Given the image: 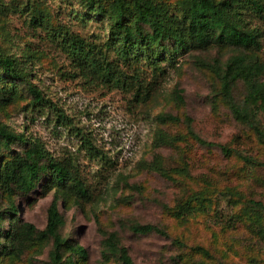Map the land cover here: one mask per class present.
<instances>
[{"label": "rangeland", "instance_id": "374dc122", "mask_svg": "<svg viewBox=\"0 0 264 264\" xmlns=\"http://www.w3.org/2000/svg\"><path fill=\"white\" fill-rule=\"evenodd\" d=\"M158 1L175 5L180 0ZM248 23L259 28L261 48L245 53L264 63V22L248 18ZM107 29L108 18L87 12L81 0L0 1L1 46L24 62L32 81L58 110L31 109L30 97L21 92L1 108L0 124L39 138L56 158L75 161L94 192L84 200L71 194L65 203L61 196L58 200L61 237L87 255L77 264H120L102 256L103 241L111 233L135 264H264V141L233 119L216 74L201 61L222 67L236 51L213 47L179 55L176 66L157 81L145 73L154 88L138 103L133 91L84 76L62 43L78 36L105 50ZM233 93L243 99L241 83ZM57 113L65 116L64 125ZM160 114L181 121L161 124L156 119ZM185 118L209 145L201 146L188 135ZM258 118L264 128V112ZM158 130L179 140L172 147H155ZM85 139L97 150L96 158L86 152ZM155 156L162 158L166 177L145 168ZM46 182L43 175L31 193L11 198L0 194L1 232L11 223L45 229L56 196ZM11 201L16 216L11 215ZM251 202L262 210L252 211ZM183 205L190 210L180 213ZM147 224L158 231L140 235L130 229ZM5 241L0 236V264H51V242L32 241L14 256L1 251Z\"/></svg>", "mask_w": 264, "mask_h": 264}, {"label": "trees", "instance_id": "16d2710c", "mask_svg": "<svg viewBox=\"0 0 264 264\" xmlns=\"http://www.w3.org/2000/svg\"><path fill=\"white\" fill-rule=\"evenodd\" d=\"M81 5L92 15L108 18L105 50L98 51L84 39L71 36L62 40L67 52L84 76H95L107 85L133 91V98L138 103L145 102L154 88L146 83L145 73H150L157 81L168 75L170 67L176 66L179 55L200 53L213 47L233 48L236 53L222 67L201 61L216 74L219 94L233 119L249 126L257 138L264 141V128L258 118L264 112V63L245 53L261 48L260 30L250 25L248 18L264 22V0H180L175 5L158 0H81ZM34 17L39 21L43 19L42 16ZM238 83L244 88L242 100L236 99L233 93ZM21 92L30 97L27 107L58 111L32 81L24 62L0 44V110L14 102ZM174 96L177 101H183L180 91L175 90ZM56 119L65 124L64 115L57 113ZM156 119L161 124L181 121L169 114H160ZM184 123L188 126V135L199 145H209L193 132L190 119L185 118ZM178 140V136L172 137L158 130L154 145L172 147ZM13 146H20L19 150H13ZM84 147L90 157H97L98 152L88 139H85ZM154 159L145 168L166 177L162 158L155 156ZM43 175L48 177L46 186L55 189L56 194L47 211L45 229L38 230L28 223L20 226L11 223L5 233L0 230V236L6 240L1 251L17 256L32 241L51 242L52 249L48 254L51 264H77L87 255L82 247L61 237L63 217L58 200L61 196L65 203L67 194L84 200L92 197L94 192L75 161L56 158L39 138L23 131L14 132L0 124V194L11 198L14 194L31 193ZM250 204L252 211L262 210L260 204ZM9 208L11 215L16 216L12 201ZM188 210V205L179 208L180 213ZM2 217L0 212V221ZM130 229L140 235L158 231L149 224L133 225ZM65 254H69L67 259L62 256ZM102 256L104 260L118 259L120 264H135L114 233L106 235Z\"/></svg>", "mask_w": 264, "mask_h": 264}]
</instances>
